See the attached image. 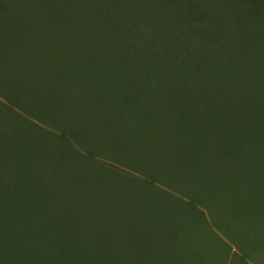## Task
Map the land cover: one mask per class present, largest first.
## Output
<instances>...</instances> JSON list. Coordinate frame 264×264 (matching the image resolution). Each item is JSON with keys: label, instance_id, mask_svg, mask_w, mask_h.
Segmentation results:
<instances>
[{"label": "trees", "instance_id": "obj_1", "mask_svg": "<svg viewBox=\"0 0 264 264\" xmlns=\"http://www.w3.org/2000/svg\"><path fill=\"white\" fill-rule=\"evenodd\" d=\"M118 136L158 178L99 159ZM263 142L264 0H0V264H173L199 181L264 201Z\"/></svg>", "mask_w": 264, "mask_h": 264}, {"label": "rangeland", "instance_id": "obj_2", "mask_svg": "<svg viewBox=\"0 0 264 264\" xmlns=\"http://www.w3.org/2000/svg\"><path fill=\"white\" fill-rule=\"evenodd\" d=\"M59 118L61 116L58 115L56 117L58 122L56 126H48L50 136L47 134L44 135L43 131L40 134L45 136V139L47 136L52 145L66 148V143L64 144L60 141L59 137L62 132L76 129V123L73 120H67L65 122L67 125L62 127L59 124ZM45 128L47 129V127ZM100 134L102 133L100 132ZM102 139L103 137L100 140ZM171 140V138L167 137L162 138L160 148H166ZM113 142H115L116 146L113 153L107 154L106 149H101L102 152L99 157L101 161L109 163L108 165L111 169L114 167L126 174L129 179L139 181L140 183L144 182L147 175L149 177L152 175L156 178L159 177L158 174L153 173L151 170L147 158L140 159V152L135 142L134 144L128 139H121L119 136L114 137ZM139 143L141 147L143 143L142 145L141 142ZM94 148L99 147L94 146ZM155 151L159 152V149ZM245 153H247L249 159H253L248 152ZM165 154L166 151H162L160 157ZM186 155L187 157L185 159L187 163L185 167L188 166V168H191L195 167L196 164L198 165V161L194 159V156H191L188 152H186ZM219 159L223 163L220 166L226 163H232V160L229 158L226 160L222 159V155L219 156ZM256 159L259 163L257 169L260 170L262 165H264V142L257 148ZM173 160L174 153L171 152L163 163L167 164L168 170H170V164ZM251 174H259V171L255 169L253 173L251 171ZM168 175L172 178V176H180L183 173L171 171L168 172ZM231 182L233 181L225 178L224 174L219 171L217 179L214 181H199L197 183L199 190L194 196H197L199 202L203 200L205 204L201 201L200 206H197V209L194 211V215L190 219V222L192 221V227L188 236L189 241L186 243L183 242L179 248L180 252L175 258L177 261L173 264H264V232L259 228L260 220L257 217L258 215L254 212L247 211L248 209H252V206L255 204L264 203L263 200L258 201L256 199L260 198L257 190L259 186L250 189L253 192L257 191V197H254L251 201H243L240 196L241 186L238 187ZM138 186L140 185L138 184ZM261 197L264 199V191ZM254 199L256 202H252ZM184 200L189 201L187 198H184ZM207 206H212L211 210L205 208ZM260 255L262 256L259 258Z\"/></svg>", "mask_w": 264, "mask_h": 264}]
</instances>
